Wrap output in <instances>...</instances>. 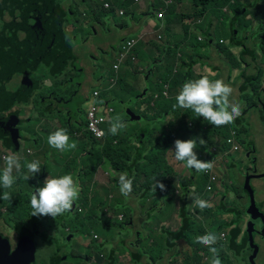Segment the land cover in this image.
I'll return each instance as SVG.
<instances>
[{"label":"rangeland","instance_id":"obj_1","mask_svg":"<svg viewBox=\"0 0 264 264\" xmlns=\"http://www.w3.org/2000/svg\"><path fill=\"white\" fill-rule=\"evenodd\" d=\"M86 1L91 2L94 5V8H96L97 6L100 12L103 13V16L100 18L101 24L100 21H98L99 25H97L96 28H93L92 24L90 23L89 15L88 17L83 18L82 22L80 21L78 23H75L74 26H71L74 17L68 14L65 19L64 25L66 34L68 32V35H65V39L71 41L76 37V43L79 44L77 49L81 55L83 53H87L86 56L94 55L96 57H99V54H101V52L98 51L100 48H98L97 45L102 42V40L109 34L107 30L108 22L106 21L107 11L102 9L104 0H74V2L76 3L74 9L76 11H80L83 8L89 9V6L85 3ZM109 1L113 2L116 6L121 5L122 2V0ZM219 1V4L210 1L207 11L201 15L197 14L200 13L203 8L202 0H200V3L198 4H196L195 2L189 7L181 8V10L177 14L181 15L180 21L182 23L187 22L190 25V33L189 29L180 28L179 32L174 36V42L172 43L181 44L187 40L188 36H190L191 39H195V31L207 36V41L205 43L207 45L215 46V41L213 39H210L209 37L210 34H212L213 38L217 41L220 38H223L225 41H229L233 45L232 56L235 61L239 62L238 71H240L239 74H241L246 69L241 60V56L245 52V49L241 45H237L231 42V37L234 32L237 39H244L251 36L254 43L258 45L262 40V38L259 36L264 29V6L261 10V14L263 15V19L261 21L255 19L253 15L251 13L249 14L246 10L245 16H239L240 25L237 24L235 30H233L230 22L235 13L229 8V6H222V0ZM109 4L110 6L112 5L111 3ZM259 4H261V2ZM221 12H226L228 18L223 20V18L219 16ZM112 13L113 19L116 23H121L122 20L120 18H122L123 20H127L126 16H117L115 10H113ZM197 20H201L202 23L199 25L196 24ZM1 23L2 21H0V24ZM112 27L116 32H118V29H116L113 25ZM215 28L218 29L214 30ZM135 34L136 32L132 31L126 33V36ZM117 39L118 37L113 41H116ZM154 41L160 43L156 39ZM253 52L255 54L256 65L260 71V91H264V53L256 45L253 46ZM142 55L146 58H151V56L147 53H142ZM207 55L211 56V53H207ZM117 57V51L110 48L108 52L103 53V58L101 61H94V66L110 67V70L103 72L106 75L107 85L110 82V78L113 77V65L117 60ZM211 57L213 59V55ZM218 58L220 60V62L218 63H220V65L222 66H227V63L230 62V58L225 52H220ZM153 63V69L151 68L149 75L147 76V78L150 79H155L168 69L167 64L163 58L154 60ZM68 65L66 69L68 68ZM66 69L62 71L59 76H61L66 71ZM120 71L122 72L123 70L120 69ZM73 74L74 71L72 68L69 71L65 72V79H63V82L66 80V78ZM126 74H128V72H126ZM205 74L206 72L200 69V67H196L193 70V80L199 79L201 76H206ZM98 75L99 73L95 72V77H97ZM232 75L234 80L237 81V70H234L232 72ZM59 76L51 77L58 78ZM138 78L139 82L137 83V88L138 91H140L146 84V79L143 74H139ZM219 78V75L215 77V79ZM227 81L231 83V78H227ZM230 86L233 89V93L230 99L239 103L241 113L243 112L245 117L252 110L249 107L250 104L253 103V101L246 99L250 96V93H240L239 95H237L234 93L235 85ZM27 88L28 85L26 86V89ZM92 88L93 84L91 83H89L85 87V89H81L80 91L77 87L79 95L76 99V110H74L73 118L69 119L68 112L62 111V115L65 118H68L67 121H72L71 127L74 129V131L83 130L82 122L85 121L84 112L89 104V101L83 99V95L81 93L86 91V94L89 95ZM44 92L45 88L42 85L41 79L37 81L36 90L31 95L29 101L27 102V105H30L33 98L35 97V109L40 114L43 113V118L47 119L48 121L42 122L40 119H33L28 122L29 118H25L22 114V111L18 109V103L14 105L9 112H7L8 116H16L17 119L22 121L23 125L28 122L26 130L22 129V133H32L36 138L26 141L19 152H13L5 146H2V144L0 145V157L3 150L6 152V154L16 153L21 157L22 172L19 174V178L16 180V183H14L11 189H4V191H8L9 193L11 192L10 200H3V202L0 204V232L3 233L0 234V236L3 237L4 235V239H6L7 237L8 239H10L12 237V243L14 245L16 240L18 239L17 237L15 239V233H17L18 230L17 226L15 225L11 226L12 228H10L9 222L11 221V218L18 217L20 220L24 219L26 214L30 210L29 208L22 211V209L24 208L23 206L20 210L17 211L16 215L12 213L13 205L11 200L14 198H19V195H26L25 191L22 190L24 183H28V185H25H27L29 189L32 190L33 187L30 186H35L37 188L43 187L45 179L49 176L58 177L65 174H71L76 181L81 178V181L85 182L87 179V176L79 171V169L74 170L70 163V160L73 158L72 155H74V159H79V152L85 149L80 141V143L77 145L78 148L66 150L64 152H60L50 147L47 142L49 134L54 132L55 127L58 125V119H54L55 115L58 114V111L56 110L55 112L53 108L55 103H51L49 100V94L45 95ZM59 96L61 97L60 99H64L65 101L71 98V94L69 92L62 93ZM242 96H244L243 100L240 99V97ZM262 99V101L264 102V96H262ZM258 103H260V101H257V104ZM118 105L120 106V104ZM247 108H249V110L245 111ZM188 112L191 115L192 110L189 109ZM157 116L158 114L156 115V117ZM145 118L148 119V117ZM199 118L204 120L203 117ZM133 119L130 117L128 121L124 120L123 122L126 126H128L127 122H130V120ZM180 119L181 122H183L182 118L177 114H173L169 117V120L174 124L179 123ZM248 120L251 122L252 128L260 127L264 129V112H261L260 109L255 110L251 114V116L248 117ZM60 121L61 125H64V121L62 119H60ZM190 122L192 123V121ZM133 124L138 125V122ZM67 126H69V124H67ZM190 127H193V123L190 124ZM207 127H210L213 130L215 126L209 123L207 125H204L203 128L205 129ZM195 129L196 130L193 132H184L183 140L196 139L197 148L195 149V151L197 153L198 159L203 160L207 155V149L205 147L199 146V138H217V136H208L206 134H202V132L199 131L198 127H195ZM225 129H228V127H226ZM168 130L169 126L165 123L155 125L153 131L150 134L149 141H144L143 143L145 148L147 149V152L149 153L156 152L155 148L150 147L158 146L161 143L162 156L164 159L166 158L167 163L171 167L167 168L168 175L165 180H162V177L157 180L159 182H163V184L165 185V190H161L160 188H158L159 190H157L156 188V190L154 191V185L151 186V192H149L150 197L146 201L142 198L143 194L145 193V189H141V183H145L143 179L141 180L140 185H138L137 182L133 181L132 191L128 197L123 196L120 190L115 189L113 185H110L109 190L103 189L101 191H98V196H96L94 199V206L89 209H84L80 207V201L85 197H88L89 192H84V188L82 187L81 189V187L79 186V198L74 202L73 208L69 212L61 216H57L55 219L51 216L43 215L46 224L45 226L40 227V235H43V233L45 232L48 236L50 235V237L52 238L55 237V241L54 239H35L33 241V245H35L36 251L34 264H51L53 258H56V256H61V254H63V257L66 259L67 256H72L73 258V256L75 255V259L69 260V262L61 260L60 264H182L185 261L187 264H190L192 262V259L190 256H186V252L189 251L191 247L193 248L195 244L203 245L196 242V238L198 236H201L202 234L195 235V231L191 230L190 233L192 235L189 236L191 238L194 237V245H189L186 242L182 241L181 247H179V243L174 242L177 247L175 249L168 244L167 240L171 238V234L183 228L185 221H187L188 223L196 222L197 224L201 218L204 219L202 216L203 210L196 206L194 202L195 198H191L192 193L189 192V189L196 190L197 186L202 184V187L207 190L208 182H202L201 178H203L204 175L197 174L196 179L194 180V183L192 185L188 187H182L187 188L184 189V191H187V195L189 196L187 199V206L185 208H181L179 204L178 194L183 195V189L179 187V179H182V177H190L193 169L187 168L186 162H179L175 160V140L180 138L178 133H176L178 137H174L172 139V142L169 143L170 135L167 134ZM136 135H138L137 132L134 133L132 137V141H134V143L135 140L133 138L136 137ZM82 136L83 133L79 138H81ZM260 143L264 148V140H260ZM139 146L142 145L139 144ZM231 153L232 152H229V154ZM223 157L224 155H221L220 162L224 167L225 161H228V164H231L232 162L235 163L239 159H243L244 155L241 150H238L232 155H226L224 157V160ZM262 158L264 160V154ZM34 160L39 161L41 164L39 173H37L35 176H30L28 179H24V176L27 175V171L24 165L27 162ZM84 163L91 164V162L89 161H84ZM105 164L106 162L103 163L100 170L103 169L104 171L111 173L109 166H105ZM161 164L162 166H164L163 162ZM238 165L249 167L251 166V162L249 159H244L242 163ZM3 167L4 161L0 165V170H2ZM226 173L227 171L222 172L220 175H218L219 180L215 184L218 189L220 188ZM233 174L235 176L234 178L227 176L224 181L227 178H230V182H227L230 189V201H226V203L230 202V205L234 209V211L226 212L225 210L221 209H208V214L211 217L225 214L230 218H234L237 214V209L243 208V206H241V201L238 199L239 196L243 198L242 201H251V199H253L254 202L256 201L255 203L260 204L264 209V199L262 198V195L254 194L253 191L250 192L248 189L241 187L243 186L244 182L243 176L239 175L237 172H233ZM141 177L142 174H138L136 176V179L140 180ZM41 178L42 183H40ZM170 179H172V181H170ZM237 182L240 186L236 184ZM38 184H40V186ZM254 184L257 186L261 185L260 182L256 181L254 182ZM17 187L20 188L19 193L14 192V189ZM101 204H105V206H101ZM221 204H224V202H222ZM28 206L29 205H26V207ZM120 217H123V219L120 220ZM32 224L33 223L31 222L30 227ZM72 225L77 226L74 231L70 229ZM33 234L34 236H37L38 232H33ZM95 235L97 236V238L94 237ZM69 236H71L72 238ZM127 246L129 248H127ZM181 248H183L184 250L182 251ZM58 249H61V253L59 254H57ZM253 250L255 249L251 248V251ZM112 251L114 252V256L111 255ZM200 254L201 251H198V253L193 254V256L199 258ZM134 255L138 256V258H135ZM100 257L102 259H100ZM219 259L222 264H237L232 253L228 256H220ZM207 260L208 258L206 257H201L199 259L200 264H205ZM208 262L211 264V260H209Z\"/></svg>","mask_w":264,"mask_h":264},{"label":"crops","instance_id":"obj_2","mask_svg":"<svg viewBox=\"0 0 264 264\" xmlns=\"http://www.w3.org/2000/svg\"><path fill=\"white\" fill-rule=\"evenodd\" d=\"M89 3L94 7V5L91 2H89ZM63 4L67 8H69V7L74 8L76 3L74 2V0H63ZM189 6H191V2L189 0H183L182 3H177V5L174 7L175 13L173 15L168 14L166 16L167 25H166L165 30L163 32L165 39L162 38V41L160 43L154 41L156 38H151V39H149V41L142 42L139 45V49H138L139 62L141 61L144 65L146 64L144 67V72H138L136 69V66L134 64L127 62L123 66H121V68H120L123 71L121 72L119 70L118 75H120L121 78H120L118 84L115 87H113L112 89H108V90L106 89V87L109 86V84L108 85L106 84V75L103 72L110 70V67L94 66V61H96V62L101 61L103 58V53L108 52L109 49L112 48V46H111L112 44H115V46H117L119 48L125 39L136 36L143 29V27L147 24L150 17L142 16L140 19H135L132 16L127 17V20H125L127 23L122 22L117 27L118 32H116L114 30V28L112 27V25H113L116 28V24H115L113 17L112 18L106 17V21L108 22L107 30H108L109 34L102 40V42H100L97 45L98 48H100L98 51L101 52V54H99V57H96L94 55L86 56L87 53H83L81 55L77 49L79 44L76 43V37H75L73 40H71V44L73 47L68 48L67 46H65V47L63 46V48L60 52V55H58V57H60V58L69 57L72 54L74 55V58L69 62L68 68L65 71V72H67L72 68L74 71V74L69 76L68 78H66V80L64 82H63V79H65L64 78L65 72L61 76H59L63 70L59 74H55L54 71H53V75L51 74V72L54 68V63L49 61V58L51 56L47 57L45 55L44 59L39 58V60H38L39 62L36 63L35 69L33 71L29 72L26 83L18 91V95L16 98V100L18 101L17 102L18 103L17 106L19 107L18 109L20 111H22V114L25 118H29L28 122H30L33 119H40L42 122L48 121L45 118H41L40 113L37 112V110L35 109V103H34L35 97L33 98L30 105H27V101H26L27 99L23 100V102H22V100H20V97L23 96L25 93H27L30 90H32V92H31V95H32L33 92L36 90L37 81L42 79V85L45 88L44 94L45 95L49 94V100L51 101V103H53V104L55 103V105L53 106L55 112H56V110L58 111V114H56L54 117V119H58V125L55 127L54 130H57L58 128L66 129L67 133L70 137V142L71 143L74 142L76 144V148H78L77 145L80 143L78 138L81 135V131H74V129L71 127L72 121L68 122L67 119L73 118L74 110H76L75 104H76L77 96L79 95V91L81 89H85V87L89 83H91V84H93V88H92L91 92L95 88H102L103 89L102 101H105L107 104L113 106L115 109L114 114L112 115V120L110 122H113L116 117H120L122 122H123L124 120L128 121V119H130L131 116H134L133 120H130V122H127L128 126H125V128L121 129L117 134H115L121 138L114 139V145H112V146L114 147L116 153H118L122 156H125L126 153H125L122 145L119 143V141H121L120 139L126 138L128 136V133H131L132 131H133V133L137 132L138 135H136V137L133 138L135 140V143L133 144V146H132V144H129L127 146V148H131V150L133 152L135 150L140 149L141 150L140 152H141L142 158H143V160H142V164H143L144 163V157H145L146 152H147V151L143 150V149H145V146L143 143H144V141H146V136L151 134L155 125H159L160 123H165L169 126V130L167 131V134L170 135L169 143L172 142V139L174 137H178V135H176L177 132L183 131V129H181L183 126L189 127V121L183 120V122H181V119H180L179 123L174 124L169 120V117L172 116L173 114H177L181 118L186 116V109H184V108H180V107L174 108L173 106H168V112L167 113L162 112L161 116L156 117L157 112H158V108L155 104L156 101H154V99H153L152 91H154L156 89V86L158 84L163 83L162 76L166 73V71L163 72L158 77H156L155 79L147 78L151 68L153 69L154 60L163 58L167 64V68H170L171 65H173L176 62L177 54H176V52L173 51V48H175L176 44L172 43V42H174L173 41L174 36L179 32L180 28H187V29H189V33H190V25L187 22L182 23L180 21L181 15L177 14V13L181 10V8H185V7H189ZM85 10H86V8H83L80 11H76V15L78 16V18L80 19L81 22L83 19L82 18V12ZM138 13H141V12L138 11ZM117 16H122V15L117 14ZM76 21H77V17H74L73 23L71 24V26H74ZM201 23H199V24H201ZM100 24H101V21H100ZM237 24L240 25V19L237 23H235V26ZM230 25H231V27H233L234 23L230 24ZM20 28L21 27L19 26L18 30H17V35L15 37H13V39H12V41L14 43L26 41L27 32H29V31L41 34V31L37 27L36 24L31 25L29 28L24 27V30H21ZM217 29L218 28H215L214 30H217ZM68 31H69V29H68ZM132 31L136 32V34L126 36V33L132 32ZM199 33L200 32L195 31L194 37H197ZM65 35H68V32H67V34L65 32ZM65 35H64V38H65ZM203 36L205 37V35H203ZM16 37H19L20 40L17 41L15 39ZM59 37L62 41L61 29L59 32ZM117 37H118V39L116 41H113ZM209 37H210V39H213L215 41V46L203 44V43L197 41L196 39H191L190 36H188L187 40L185 42L181 43L179 52L183 53V56L185 57L186 60H193L194 63L198 64L200 69H202L204 72L212 71L213 73H216L217 75L225 77L224 80H226V78H228V79L233 78V75H232L233 69L230 66V64L227 63L228 64L227 66H222V65H220V63H218V62H220L218 56H219L220 52H223V50L217 46V43L219 40L217 41L216 39H214L212 34H210ZM163 39H164V41H163ZM220 39H223V38H220ZM38 40L40 41L41 44H43L41 42L40 37H38ZM66 41H69V40H66ZM164 42H166V43H164ZM35 43L37 44L36 40H35ZM176 43H179V42H176ZM226 45H230L229 41H227ZM237 45H241V44H237ZM241 46L246 47V43L242 44ZM35 51H38V50L20 49L18 51H14V50L8 51V53H7L8 57H7V60L5 61V63H9L10 69H9V71H6V73H3V75L8 76V82H9L10 88H13L17 85L18 77L22 74V69L20 68V66H18L17 64H15L13 62V59L18 57V56H24L28 52H35ZM42 51H44L43 48H42ZM116 51H118V50H116ZM231 51L233 52V46L231 47ZM142 53L149 54L151 56V58L144 57L142 55ZM207 53H211V56L213 55V59L211 56H208ZM40 54H41V52H39V55ZM246 57L249 58V56H246ZM61 64H62V62H57V63H55V67L60 66ZM256 70H257V68L255 65L252 66L251 70L249 69V71H256ZM95 72L99 73V75L97 77H95ZM126 72H128V74H126ZM113 74H114V71H113L112 75ZM139 74H143L145 76V79H146V84L143 86V88L140 91H138V88H137V83L139 82V78H138ZM50 75L53 77H56V76H59V77L53 78ZM79 77H81V78H79ZM25 85L26 86L28 85V88L27 89L25 88L26 90L21 92V90L24 88ZM164 85H165V83H164ZM235 85L237 86L236 83H235ZM77 87H78L79 91L77 90ZM68 92L71 94V98L69 100L65 101L64 99H60L61 98L59 96L60 94L68 93ZM81 94L83 95V99L88 101V98H89L91 93L89 95H87L86 91H85V92H82ZM177 94L178 93L175 92V94L171 97V99H174V102H176ZM148 98H150V102H149ZM118 104H120V106ZM62 111L68 112V118L67 117L65 118L62 115ZM164 114H166V115H164ZM84 117H85V113H84ZM145 117H148V119H146ZM60 119H62L64 121V125H61ZM28 122L26 124H24V126H23L25 129L27 127ZM59 122H60V124H59ZM110 122L107 123L108 132H109V128H110ZM136 122H138V125L133 124ZM83 123L84 122H82V125H83ZM67 124H69V126H67ZM58 126H61V127H58ZM115 135H113L109 132V136L114 137ZM139 136H142V140L139 143L142 146H139V144H137V138H139ZM30 137L36 138L34 135H30V136L27 135V138H30ZM27 138L25 139V141L28 140ZM78 151H80V150H78ZM72 156L74 157V155H72ZM74 160L75 161H73L72 159L70 160L71 166L73 168L79 169V171H81L83 174H87L88 172H90V175H91L90 178L87 177L85 182H82L81 178L78 180V183H79V186L81 187V189L85 183H87V184L90 183L89 185L86 186V190L89 188L92 196H98L99 190L100 191L103 189L109 190L110 185H113L115 187V189L119 190V186H118L119 176L123 173L114 172L111 169L110 165H108V166L110 168L111 173H108L107 171H104L103 169L100 170V168L102 166L99 167L98 169L94 170V166L92 164H85L84 163L85 158H84L83 154L79 155V159H74ZM105 161L106 160H104V162ZM106 165H107V163L105 164V166ZM167 166L170 167L168 163H167ZM138 174H142V172L137 171L133 177H131L130 175H128V177L131 178L132 181H138L139 182L142 179L144 181V175L143 174H142V177L140 178V180L136 179V176ZM218 175L219 174L216 172L215 173H211V172L206 173L204 175V177L209 176V182L207 183L208 189L207 190L203 189L202 193H198V194H197V192L192 193L191 198L192 197H194V198L200 197V198H203V199L208 200L210 202L211 207L203 209V212H207L208 209L225 210L223 207V204L217 203L218 199L225 198L227 201H230V199H229L230 189H229V186L227 183V182H230V178H227L225 181H223L221 183L220 188L218 189L215 185L216 182H218V180H219ZM40 181H41L40 183H42V178L40 179ZM161 183H163V182L161 181ZM25 184H28V183H25ZM38 185L40 186V184H38ZM30 187H33V189L30 190L28 187V190H27L28 192L27 191H25V192L32 195L31 193L33 192L34 188H36V187L35 186H30ZM17 193H19V192H17ZM178 195L180 196V194H178ZM188 196L189 195L186 196V199H188ZM225 211L226 212H232L233 209L228 208ZM227 218H228V215L223 214L221 216H216V217L210 219L209 221H210V223L212 221H216V222L221 221V223H222ZM122 219H123V217L120 220H122ZM201 220H202V218H201ZM210 230H211V225H209V227H207V228H204L200 234L205 235L207 233H212V232H210ZM167 241H169V240H167ZM183 242H185V239L183 240ZM127 248H129V247L127 246ZM190 255H191V250L186 252V256H190ZM67 262H69V261H67ZM182 264H184V263H182Z\"/></svg>","mask_w":264,"mask_h":264},{"label":"trees","instance_id":"obj_3","mask_svg":"<svg viewBox=\"0 0 264 264\" xmlns=\"http://www.w3.org/2000/svg\"><path fill=\"white\" fill-rule=\"evenodd\" d=\"M57 0H0V12L2 15H4V18L7 19V17H10L11 15L13 16V18H16L17 14H21L26 15V10L30 9L34 14H36V16H34L32 19H25L22 18L21 16H18V25H22L23 27H27L29 28L31 26V22H36V24L38 25L37 27L40 29L41 33H43V29L47 30L48 32H54V31H58V36H59V32L61 29V34H62V42H61V46L63 48V46H67L68 48H72V44L71 41H66L64 38L65 35V19L68 16V14L72 15L73 17H77V21L76 23L80 22V19L78 18V16L76 15V10L73 7H69L67 8L64 4H63V0H59V2L57 3V5L55 4ZM180 1V0H179ZM193 3L196 2V4L200 3V0H192ZM203 2V8L200 11V13H198L197 15H201L204 14L207 11V8L209 6V2H215L216 4H219L220 1L219 0H202ZM246 0H236V2L234 4L231 3V0H222L221 5L222 6H229V8L235 13L233 18L231 19L230 24H233V30H235V23H237L240 19L239 16L243 15L245 16L246 11L244 12L245 5H254V2H252L251 0H248L245 3ZM109 2L112 5L110 6V8H106L105 7V3ZM261 2V4H259ZM88 6L89 9H86L83 12L87 13L88 17L90 15V23L92 24L93 28H96L98 24V21H101V17L103 16V13L100 12V10L97 8H94L88 1L85 2ZM256 5L259 6V10L256 12L254 18L261 21L263 19V15L261 14V10L262 7L264 6V0H256ZM154 7H150L147 11H144L143 13H138V9L134 3V0H122L121 5L116 6L113 2L109 1V0H104L103 4H102V9L107 11L106 13V17H113V13L112 11L115 10V13L118 9L123 8L125 10L124 16H131V15H152L153 14V10L155 9L156 5L153 4ZM238 5H241V8H239ZM168 14H173L174 13V5H171L168 7ZM82 12V13H83ZM221 18L226 19L228 18V15L226 14V12H221V14L219 15ZM82 18H85L82 16ZM262 38V40L260 41V43L258 44V47L262 50V52L264 53V29L263 32L260 34V36ZM60 38V37H59ZM41 42L44 44V42L41 39ZM231 42L235 43V44H245L246 43V47H243L245 49V52L242 54L241 56V60L243 62V64L245 65V70L239 75V77L237 78V81H235V83L237 84L238 82V88L241 94H246V93H251L252 91H255L258 89L259 87V69L257 67L256 64H254L255 61V54L253 52V47L250 49L248 46L250 45V39L248 37L246 38H240L237 39L235 32L233 33L232 37H231ZM245 42V43H244ZM218 45L223 46V44L218 43ZM253 45H256V43H253ZM178 46H180V44H178ZM138 49L139 46L137 47V54H138ZM224 52L229 56L230 58V62L238 67L239 62L235 61L233 56H232V51H229V47L228 46H224ZM173 51L176 52L177 54V50L175 48H173ZM246 56H249V58H247ZM74 58V55H70L69 57H64V58H60L57 56H51L49 58L50 62H62V64L60 66H56L51 74L53 75V71L55 72V74H59L62 70L64 71L68 65V63ZM178 60V57H177ZM176 60V62H177ZM181 60L183 63H185V60L181 57ZM176 62L171 65L170 68H168L166 70V73L162 76V81L163 83H160L156 86V89L154 91H152V95L158 94L160 97L158 99H156L155 104L158 108V116L162 115V112L167 113L168 112V106H174L176 104V102H174V99H171V97L175 94V92H177V88L178 86L182 87L183 83L185 81L188 80H193V70H188L187 72L184 71H177L174 72V66L176 64ZM256 66L257 70L256 71H249V69L251 70L252 66ZM248 71V72H247ZM220 76V75H219ZM164 83H168V87H164ZM167 89V90H166ZM165 91H167V94H165ZM31 92L32 90L28 91L27 93H25L23 96L20 97V100H26L27 102L29 101L30 97H31ZM102 97V96H101ZM253 96L250 98L252 99ZM241 100L244 99V96L240 97ZM8 101V96L6 93H2L0 95V103H5ZM18 101H12L10 102L6 107V111H9ZM51 102V101H50ZM150 102V99H149ZM4 107V108H5ZM178 107V106H177ZM189 109H186V116L182 117V120L187 121L186 119L190 116V113L188 112ZM243 113V112H242ZM43 114V113H42ZM157 116V117H158ZM86 122L84 121L83 123V130L81 131V134L83 133V136L81 138H78V140L83 144L84 146V150L79 152V155L84 156L85 161H89L91 162V164L94 166V170L98 169L99 167H101L104 163V160H106L105 162L107 163V165H110L111 169L116 172V173H127L128 175H130L131 177H133L135 175V173L138 171H141L142 174L144 175V181L145 183L142 184L141 181H135L137 182L138 185H140L141 183V189L144 188L145 189V193L143 194L142 198L144 200H148L149 199V192L150 191V187L154 185L155 183V178L156 181L158 179H160L162 177V180H165L167 177V161L166 158L164 159L162 156V149H161V143L158 146H153L150 148H155L156 152H146L147 154L144 157V163L142 164V154H141V150H135L134 152L131 150V148H127V146L129 144H134V141H132V137L134 135L133 131L131 133H128V136L124 139H120L121 141H119V143L122 145L126 155L122 156L118 153H116L114 147L112 145H114V139H119L121 137L115 135L113 136H109L107 135V140L104 142L103 146L100 148L97 144L96 141H94L91 136L87 133L86 129ZM195 127H198L199 131L204 132L206 135H212V136H218L220 139H224L230 134L231 129H237L240 131V133H242L243 131V125L239 124L238 118L236 120H234L231 124L229 125H225V126H221L218 127L219 129L216 130H212L211 128H207L206 130L202 131V129L197 125V124H193V127H186L183 126L181 129H183V131H179L177 132L179 135V138L181 140H183V133L184 132H193L195 131ZM201 127H203V124H201ZM226 127H228V129H225ZM150 135L146 136V141H149ZM197 138V137H196ZM201 139V138H199ZM142 140V136H139V138H137V144L140 143V141ZM150 143V142H148ZM211 143H205L204 145H199L202 147H206L207 145H209ZM223 146L225 148V141L223 142ZM144 151H147V149H143ZM73 161L74 157L72 158ZM164 163V166H162L161 163ZM233 165V162L231 163ZM75 170V168H73ZM87 177L90 178V172H88L87 174H85ZM196 173L195 170L193 169V171L190 174V177H182V179H179V187L181 189H183V195L179 196V204L181 206V208H185L188 204V200L185 199L186 195H187V191H184V189L187 188H182V187H188L190 185H192L194 183V180L196 179ZM202 179V182H209V176H205ZM170 181H172V179H170ZM178 183V184H179ZM90 183H85L83 188H84V192H89V196L85 197L84 199H82L80 201V207L84 208V209H89L92 206L95 205L94 199L96 196H92L90 193V189L88 188V191L86 190V186L89 185ZM118 186H119V182H118ZM159 187H157L158 189ZM204 187H202V184H200L199 186H197L196 188V192L198 193H202ZM159 190V189H158ZM4 192L3 188H0V196H2ZM11 193V192H10ZM9 193V194H10ZM25 196L19 195V198H14L11 200L12 205H13V210L12 213L14 215H16L17 211L20 210L23 206L24 208L22 209V211H24L25 209H29V212L27 213V215L35 222V229L40 230L41 226H45L46 222L44 220V216L40 215V216H33L31 215L32 209H31V205H30V194L25 192ZM3 202V199H0V204ZM26 205H29L28 207H26ZM231 206L230 203H224L223 207L225 210H227V206ZM101 206H105V204H101ZM232 208V207H231ZM233 209V208H232ZM185 210V209H184ZM183 210V211H184ZM234 211V209H233ZM232 211V212H233ZM245 212V207L243 206L242 209L238 208L237 209V213L239 215V217L241 216V214H243ZM207 213V214H206ZM202 216L204 219H200V221L196 224V222H191L188 223L187 221H185L184 226L182 229H180L179 231H176L175 233L171 234V238L168 241V244L171 245L174 249L177 248L174 242H178L179 243V247H181V242L185 239V242L187 244H191L194 245V237L191 238L189 235H192L190 233L191 230L195 231V235H199L204 228L209 227L210 225V219L214 218L211 217L207 212H203ZM12 221H18L20 222L21 220L17 217V218H11ZM238 220L233 219L231 222H222L221 223V227H227V226H231L234 222H236ZM61 224V223H60ZM22 228V231L24 232L25 235H31L30 230L28 229L27 225L25 223H23L22 225H19ZM77 226L72 225L70 227V229L72 231H74L76 229ZM236 235V233H235ZM183 238V239H182ZM48 239H54L55 241V237H50V235L48 236ZM25 242H26V238H25ZM32 244L31 245H26L23 244L21 246H33L35 248V245H33V241L31 240ZM104 245V244H102ZM20 246V245H19ZM18 247V246H17ZM103 247V246H101ZM195 249L197 250H202L203 251V255L202 257H206L209 260L214 259V255L213 253H211L209 251V248L203 245H199V244H195L193 246ZM181 250L183 251L184 249L181 248ZM60 252L57 251V254H59ZM112 256H114V252L112 251ZM135 258H138V256L134 255ZM75 259V255L73 256H67V259L63 257V254H61V256H56V258H53L51 264H60L61 260H65V261H69V260H73ZM100 259H102L100 257ZM135 260V259H134ZM137 260V259H136ZM186 262V261H185ZM184 262V263H185ZM190 264H200L199 259H193L192 262ZM205 264H210L208 262V260L205 262Z\"/></svg>","mask_w":264,"mask_h":264},{"label":"clouds","instance_id":"obj_4","mask_svg":"<svg viewBox=\"0 0 264 264\" xmlns=\"http://www.w3.org/2000/svg\"><path fill=\"white\" fill-rule=\"evenodd\" d=\"M174 2H178L179 0H173ZM181 1V0H180ZM248 0L245 1V3ZM254 2V5H245L244 12H247L255 16L256 12L259 10V6L256 5V0H251ZM191 5H193V1H190ZM236 0H231V3L234 4ZM165 6L162 2L156 4V7ZM241 8V5H238ZM137 9L138 6L136 5ZM175 7V5H174ZM263 8V7H262ZM155 9L152 15H147V17H154L157 22H164V28L162 32H164L165 27L167 25L166 20H158L156 18ZM168 7H166V11L168 12ZM175 13V8H174ZM173 13V14H174ZM118 14V10L116 11V15ZM170 14V15H173ZM135 19L139 17V15H132ZM112 18V17H110ZM122 22H125L122 18H120ZM121 23H116L117 25ZM126 23V22H125ZM201 23V20H197L196 24ZM199 36L202 37V40H199ZM250 39V45L248 46L250 49L254 46L253 39L251 36L248 37ZM165 39V37H164ZM163 39V41H164ZM195 39L203 44L207 41V36H203L201 33L198 34ZM205 39V40H204ZM166 43V42H164ZM218 43L223 44V46L218 45ZM217 46L224 49V46L229 47V51H231V47L233 46L230 42V45H226L227 41L224 39H219ZM225 43V44H224ZM181 45V44H180ZM258 47V45L256 44ZM175 49L177 50V57L178 60L174 66V72L184 71L187 72L188 70H194L196 67H199L198 64H195L193 60H186L183 56V53L179 52L180 46L176 44ZM224 52V50H223ZM233 53V52H232ZM181 57L185 60V63L182 62ZM230 66L232 67L233 71L237 70V78L239 77L238 67L234 66L231 62H229ZM254 64L256 62L254 61ZM232 71V72H233ZM206 76H201L199 79L188 80L185 81L182 87L178 86L177 88V96H176V104L173 106L180 107L184 109L192 110L191 115L186 119L189 121L190 124H197L202 131L206 130L207 128H203L204 125L211 124L215 126L213 130L219 129L218 127L225 126L231 124L234 120L238 118L239 124H241L243 113H241V108L238 102H235L230 99L233 93V89L230 85H235L234 78H231V83L224 80L225 77L220 76L219 79H215L218 76L216 73L212 71H207ZM168 83H165V85ZM164 85V86H165ZM166 87V86H165ZM168 87V86H167ZM234 93L239 95L240 91L239 88L235 85ZM160 96L158 94L153 95L154 101L158 99ZM199 117H203L204 120L200 119ZM192 121V123L190 122ZM203 124V127H201ZM124 122H122L120 117H116L113 122H110L109 132L113 135L117 134L121 129L125 128ZM237 129H231L230 134L224 139L225 141V148L223 146V139H220L218 136L217 138L214 137L215 142H219L216 144L217 150L216 151H207V155L205 159L200 160L197 157V153L195 149L197 148V140L196 139H187L175 140V148H174V158L176 161L179 162H186V167L190 169H194L196 175L202 174L205 175L208 172L211 173H218L219 175L222 172H226L224 179L227 176L234 178L233 172H237L239 175L243 176L244 182L246 179L249 181L250 186L245 187V183L243 184V188L248 189L250 192H255L260 187L255 185L254 182L257 180H253V177L249 175L248 167L239 166L238 164L242 163L244 159L250 160V154L247 151V147L244 143L239 141L237 135ZM257 131V130H256ZM247 132V131H246ZM202 134H205L202 132ZM204 139V138H203ZM203 139L199 140L200 145H204L205 141ZM232 139V141H229ZM254 141L257 143V147L260 148L259 151L254 152L255 156H258L261 153V143L260 140H264V129L262 128L261 135H255ZM47 142L50 147L64 152L66 150H71L76 148V144L74 142L70 143V137L67 133L66 129L58 128L51 134H49ZM241 150L244 158L239 159L235 163L228 164V161H225V166L221 165V155H232L234 152ZM229 152H232L229 154ZM223 157V160H224ZM4 161V167L0 170V188L3 189H11L16 180L19 178V174L22 172V165H21V157L16 153H8L5 154L3 157H0ZM40 162L39 161H30L27 162L24 167L26 168L27 175L24 176V179H28L30 176H35L40 171ZM230 171V172H229ZM230 173V174H229ZM223 179V181H224ZM119 190L121 194L125 197H128L132 191V184L133 181L131 178L128 177L127 173H123L119 176ZM236 184L239 185L237 182ZM240 186V185H239ZM256 186V187H255ZM159 187L161 190H165V185L159 181H156L153 186V190L155 191L156 188ZM191 193L196 192L195 189L190 190ZM80 194V187L78 181H76L71 174H65L58 177H47L45 179L43 187H39L32 193L30 198V205H31V215L33 216H51L54 219L57 216H61L67 212H69L74 205V202L78 200ZM0 199L3 200H10V194L8 191H4ZM239 200L243 199L239 196ZM225 199L223 202H226ZM195 204L201 210L211 207V204L208 200H205L200 197L195 198ZM230 203V202H228ZM224 205V204H223ZM251 205V202H250ZM244 206V205H241ZM245 207V206H244ZM249 207V206H248ZM227 208H231V206H227ZM248 209V208H247ZM254 213V212H253ZM244 214V213H243ZM243 214H241L243 216ZM250 215V214H248ZM231 218L228 216V219H225L223 222H228ZM212 224V222L210 223ZM212 233H207L205 235L198 236L196 238V242L203 244L209 248V251L213 253L214 259L211 260V264H222L219 257V249H226L228 247V239H230L231 244H235L237 239H240L238 234L235 235L234 231H232L231 226L224 227L220 230H210ZM252 232V231H251ZM209 261V259H208ZM184 264H187L186 262Z\"/></svg>","mask_w":264,"mask_h":264},{"label":"flooded vegetation","instance_id":"obj_5","mask_svg":"<svg viewBox=\"0 0 264 264\" xmlns=\"http://www.w3.org/2000/svg\"><path fill=\"white\" fill-rule=\"evenodd\" d=\"M59 2V0L56 1V5ZM18 16H21L22 18L25 19H32L34 16H36V14H34L30 9L26 10V15H21V14H17L16 18H13V16L11 15L10 17H7V19L4 18V15L1 14L0 12V21H2V23L0 24V78L3 77V73H6V71H9L10 69V65L9 63H5V61L7 60V53L9 50H14V51H18L20 49H34V50H39L42 51V48L44 49V52L46 54L47 57L49 56H57L60 55V52L62 50V46H61V39L58 36V31H52V32H48L47 30L43 29V33L38 34L35 32H27V39L24 42H13L12 39L13 37H15L17 35V30L18 27L22 26V25H18ZM36 24V22H31V25ZM37 25V24H36ZM38 26V25H37ZM119 26V25H117ZM40 37L42 39V41L44 42L43 45H38L35 43V40ZM19 37H16L15 39L18 41L20 40ZM112 49L113 50H118V47L115 46V44H112ZM26 88V85L24 86V88L21 90V92H23ZM253 96L252 99H250ZM262 96H264V91H260V83H259V87L257 90L252 91L250 93V96L247 97L246 99L252 100L253 103L250 104V107L252 110L250 111L249 114H247L244 117V113L242 116V120H241V124L243 125V131L242 133H240V131H237V135L239 138V141L241 143H244L247 147V151L250 154V162H251V166H249L247 169L249 170V175L253 177V180H257V182H260L261 185H259L260 189H258V191H255L254 194H261L262 198L264 199V160L262 158L263 154H264V148L263 146L261 147V153L258 156H255L253 153L257 152L260 150L259 147H257V143L254 141V136L257 135H261L262 134V128L258 127V128H252L251 127V122L248 120V117L251 116V114L257 110L260 109L261 112H264V102L262 101ZM90 99V96L88 98V101ZM150 99V98H148ZM257 101H260V103L257 104ZM1 106V103H0ZM249 108H247L245 111H248ZM10 111V110H9ZM9 111H6V107L5 108H0V119H6L8 120L10 117H8V113ZM85 113V112H84ZM166 115V114H164ZM40 117L43 118L42 113L40 114ZM18 127H20L21 132L22 129H25L23 126L22 121H18ZM26 130V129H25ZM257 130V131H256ZM247 131V132H246ZM27 135H33L32 133H27L25 132L24 136H23V140L20 141V149L22 148L23 144L26 142L25 139L27 138ZM35 136V135H34ZM28 140L33 139V137L27 138ZM27 140V141H28ZM205 141V143H211L209 145H207L205 148L207 149V151H216L217 150V146L216 144H219V142H215L214 137H208V138H204L203 139ZM3 145V142L0 140V145ZM245 183V182H244ZM243 183V184H244ZM28 185V184H27ZM25 185V183L23 184L22 190L23 191H27L28 190V186ZM256 187V186H255ZM14 192H20V188L17 187L14 189ZM28 192V191H27ZM190 192V191H189ZM32 194V193H31ZM31 196V195H30ZM225 200V198H221L218 199L217 203H222ZM241 201V205L245 206V212L243 214V216L241 215L239 217L238 213L236 214V216L234 218H231L228 222H231L233 219H236L238 221L234 222L231 225V229L232 231H234V233L240 235L238 236L240 239H237L235 241V244H231L230 239H228V247L226 249H219V254L220 256H228L231 253L234 256V259L236 261L237 264H262L264 263V231H263V223H264V217H259L257 219H254L253 215H248L247 214V208L250 205V200L248 201ZM256 202V201H255ZM226 203V202H224ZM257 208L259 209L260 213L263 214L264 216V209L260 204H257ZM7 210V209H6ZM255 213L257 215H260L259 212H257V210H255ZM207 214V213H206ZM221 216V215H219ZM228 219V218H227ZM33 223L30 227V223ZM23 223H25L28 227V229L30 230L31 235H25L24 232L22 231V227L19 225H22ZM10 228H12L11 226H17V233H15V239L16 237L18 238L15 242V245L12 243V237L10 239H8V237L6 239L5 236L3 235L2 239L10 241V253H13L14 250H16L17 246L19 245H31L32 241H34L35 239H48V235L44 232L43 235H40L39 233L41 231H39L38 229H35V222L26 214L25 218L22 219L20 222L18 221H10L9 222ZM211 225V229L212 230H220L221 229V221L220 222H216V221H212ZM252 227V228H251ZM252 231V232H251ZM33 232H38L37 236H34ZM0 234H3L0 232ZM72 235V234H69ZM71 237V236H69ZM25 238H26V242H25ZM72 238V237H71ZM251 248L255 249L253 251H251ZM189 250H191V259L193 260L195 259H200L203 255V251L202 250H197L194 247L190 248ZM57 251H59L61 253V249H58ZM198 251H201L200 257L196 258L193 256V254L198 253ZM4 257V255L0 254V259H2Z\"/></svg>","mask_w":264,"mask_h":264},{"label":"built area","instance_id":"obj_6","mask_svg":"<svg viewBox=\"0 0 264 264\" xmlns=\"http://www.w3.org/2000/svg\"><path fill=\"white\" fill-rule=\"evenodd\" d=\"M182 1L183 0L178 2H174L173 0H134V3L138 6V11L143 13L144 11H147L151 6L154 7L153 4L156 5L162 2L165 6L157 7L155 9V14L158 20H166V16L168 15L166 7H169L171 5L176 6L177 3H182ZM105 7L110 8L109 2L105 3ZM118 13L119 15L124 16L125 10L123 8H120L118 9ZM82 16L86 17L87 13L83 12ZM142 16L147 17L146 14ZM142 16H139L137 19H140ZM163 28V21L157 22L154 17H150L147 24L136 36L125 39L122 42L117 51L118 57L113 65L114 74L112 75L113 77L110 78L109 86L106 87L107 90L112 89L118 84L121 78V76L118 75L119 70L121 66H123L127 62L134 64L138 72H144L145 65L141 61L139 62L137 47L143 41H149L150 38H156L157 41L161 42L162 38H164V33L162 32ZM199 40H202L201 36H199ZM165 86L167 88L168 85L166 84ZM102 93V88H95L90 94L89 104L87 109L85 110V129L91 136V138L97 142L100 148L107 140V135H109V132L107 130V123L112 120V115L115 111L113 106L107 104L105 101H102ZM165 94H167V91H165ZM229 141H232V139H229ZM5 154L6 152L3 150L1 157H3ZM2 162L3 159H0V165ZM121 218L122 217H120V219ZM94 237L97 238L96 235Z\"/></svg>","mask_w":264,"mask_h":264},{"label":"water","instance_id":"obj_7","mask_svg":"<svg viewBox=\"0 0 264 264\" xmlns=\"http://www.w3.org/2000/svg\"><path fill=\"white\" fill-rule=\"evenodd\" d=\"M21 30H24V27L21 26ZM38 45H43L40 43L38 38L36 39ZM39 52L41 54L39 55ZM45 53L42 51L28 52L24 56H18L13 59V62L20 66L22 69V74L18 77L17 85L13 88L9 87L8 76L3 75L0 78V95L2 93H6L8 96V101L5 103H1L0 108H4L10 102L15 101L18 95V91L23 87V85L27 81V77L30 71L35 69L36 63H38L39 58L45 57ZM54 68H55V61ZM53 68V69H54ZM29 83V82H28ZM30 84V83H29ZM10 117L8 120L0 119V140L3 142V145L12 150L13 152L20 151V141H22L24 134L21 132L20 127H18V121L16 116H8ZM134 116H131L133 119ZM136 117V116H135ZM250 186L249 181L246 179L245 187ZM251 187V186H250ZM37 189L34 188L33 192ZM32 192V193H33ZM255 210L260 213L257 205L254 200L251 199V205H249L247 214L253 215L254 219L259 217H264L263 214L257 215ZM254 212V213H253ZM252 228V227H251ZM40 234V233H39ZM10 241L2 239L0 236V254L4 255L2 259H0V264H34L36 251L33 246H18L13 253H10Z\"/></svg>","mask_w":264,"mask_h":264}]
</instances>
